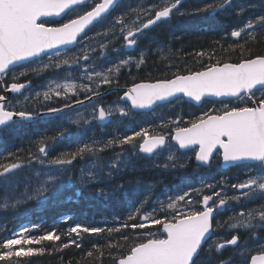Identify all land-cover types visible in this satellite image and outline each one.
<instances>
[{"label":"snow or ice","instance_id":"1","mask_svg":"<svg viewBox=\"0 0 264 264\" xmlns=\"http://www.w3.org/2000/svg\"><path fill=\"white\" fill-rule=\"evenodd\" d=\"M232 2L233 0H220L219 3L207 4L188 13L180 12L179 6L183 0H168L163 5L154 3L144 9L147 13L146 22H134L135 26L130 27L126 22L128 12H122L112 20L108 19L115 12L117 0H98V2L97 0H0V87H4L5 92L22 95V90H25L31 81L18 82L20 77H27L29 73L38 75L48 70L62 69L67 73L64 82L50 81L47 90L42 93L45 100L50 99L52 95L57 97L61 95L67 97L69 93L76 95L78 87L92 93L93 96H100L101 86L114 83L109 74L119 73L122 67L130 65L133 62L131 55L113 62L112 67L102 72L97 71L95 65L90 67L88 63H80V61L89 62L96 59L90 54L96 51L90 43L82 45V55L75 58L60 59L59 51L53 56L48 54L49 50L84 40L91 41L93 37H89L86 30H91V27L97 24H104L106 20L109 26L102 33L97 32L96 36L114 33L119 26L124 41L122 47L133 49L138 47V41L145 35L146 29L170 20L174 10L180 15H196L200 12L223 10L225 7H230ZM247 7H256V5L249 4ZM260 7L261 14L247 19L243 26L234 28L230 33L236 41L229 44L228 48L231 51L240 49L242 57L237 62L217 61L205 66L203 70L174 74L171 78L152 82L134 83L121 96L123 105L117 104L114 107L94 105L91 120L80 116L77 112L79 119L71 123L80 125L83 121V124L90 125L92 120L106 121L116 113H119L120 118H127L132 115L133 110H151L161 103H171L181 95L196 102H201L209 96L237 99L246 97L247 104L230 106V101H221L222 110L206 111L189 121L186 127L179 126V120L173 121L175 127L170 133L153 136L146 129H141L123 137L108 138L106 141L96 139L91 143L81 141L74 151L62 152L51 159L49 145L46 143L48 138L44 137L39 142L38 153L29 152L27 161L12 152L8 153V157H13L10 161L7 157L0 158V200L4 201L0 207L6 210L27 201H47L58 195L64 187L62 178L67 176L70 183L72 165L78 159L84 160L85 156H93L95 159L80 169V183L91 187L102 184L105 180L111 182L121 171L134 170L133 160L140 153L148 154L150 158L167 152L165 162L155 166L164 169L183 168L185 163L182 159L184 156L182 150L191 149L199 166H210L215 159H219L223 164L244 169L246 179L230 185L238 194L231 197L222 196L223 188H221V191H214L212 195H203L201 200L195 201L192 193L199 194L200 189L190 188L182 194L168 196L166 200H162L159 196H154L151 185L138 183L134 193L142 195L143 198L135 201L139 206L134 208V213L130 211L127 216V221L131 223L125 221L118 227L107 228L76 224L70 228V232L79 235L81 232L107 231L111 234L120 232L121 228L142 230L150 226H159L160 235L151 231L142 233L144 238L139 239L126 255H122L118 259V264H237L231 257L227 260L218 258L227 246L236 247L241 264H264V244H260L249 259L252 249L246 243H241L238 234L232 235L230 239L212 240L215 234L214 213L223 210L229 200L237 203L264 201V54H256L251 48L252 44H264V0H260ZM133 11L138 10H129V12ZM244 11V8H240L237 15ZM65 16L68 17L66 22L58 26H48L47 18ZM241 39L244 41L243 44L239 43ZM107 46L105 43L99 45L101 49ZM112 50L119 54V49L113 47ZM197 55L204 56L205 53L199 52ZM99 56L107 60L103 51ZM144 63V55L141 53L136 61V67L139 68ZM73 67L79 69L82 74L81 79H86L89 83L78 85L73 82L70 79ZM17 68L23 70L17 72ZM4 77H10L12 82L8 83L3 79ZM93 83L96 84L95 89L91 86ZM258 91L262 93L259 97L256 96ZM40 95L41 93H36V97ZM85 98L91 101L92 96ZM6 99L5 95H0V134L16 123L15 118L21 121L34 119L32 111L16 110L14 106L10 109L5 103ZM27 99L29 98L25 97V100ZM76 103L82 104L83 101L77 100ZM71 107L72 105L65 104L62 108H49L47 111L60 113ZM65 134L71 137V133L63 129L57 138L63 139ZM125 145L130 146L131 150L127 157L123 151L106 162L99 156V153L113 146L123 149ZM33 162L39 164L41 168L25 173L23 170L30 169ZM215 186L204 185L209 189ZM89 195L94 199L112 202L117 200L118 195H128V193L125 185L121 183L108 189L96 187L89 192ZM153 198L159 207H152L151 213L143 215L142 222H137L136 217L139 216L143 205ZM181 204L184 207H180ZM197 204L200 207H196ZM160 211L164 212L162 216L155 215ZM228 226L231 229L248 231L251 234L250 239H255L257 242L264 240V236L259 234L264 232V203L246 211L242 209L229 218ZM216 227L219 225L217 224ZM28 232V228H23L20 232L0 237V264H24V258L41 255L45 251L43 247L35 246L45 241L60 240V236L55 231L39 236L27 234ZM122 238L125 241L129 239L126 235ZM72 243L77 247L81 246L74 240ZM68 246V244L63 245L64 248ZM87 255L91 257L93 252L89 251Z\"/></svg>","mask_w":264,"mask_h":264},{"label":"trees","instance_id":"2","mask_svg":"<svg viewBox=\"0 0 264 264\" xmlns=\"http://www.w3.org/2000/svg\"><path fill=\"white\" fill-rule=\"evenodd\" d=\"M149 1L152 2V4L158 3L163 5L168 0ZM129 2L130 1H128V3ZM219 2L220 0H185L179 8L180 12L188 13L193 9L203 8L207 4H216ZM249 4L255 3L248 0H233L231 6L225 7L223 10L218 9L215 12H200L196 15H180L179 12L174 11L171 19L164 22L167 24L163 25V31L160 37L157 35L158 26L151 30L153 34L159 37L158 41L149 39V36H147L143 43L148 53L145 56V65L143 64L141 66L136 79L132 76L127 77L131 72H120L117 81L120 85H129L137 81L167 79L171 78L174 74H186V72L188 73L189 71L201 70L207 66V64H213L217 61L237 62L242 57L240 56V49L236 51L229 50L228 45L236 41V38L231 37L230 33L237 26L245 23L247 19L255 17L262 12L260 6L247 7ZM240 8H244L245 11L237 15ZM170 24H172L173 27ZM177 29L178 32L176 31ZM175 31L177 32L176 35ZM217 41H219V43H216ZM239 43L243 44L244 41L241 39ZM251 48L256 54H264V44H252ZM154 50L157 51L153 52ZM199 52H204L205 55L198 56L197 53ZM245 57H247V53H245ZM130 78H134L135 80L133 79V81H130ZM3 79L7 80L8 83L12 82L10 77H5ZM3 92L4 87H0V94ZM114 98L118 99L119 95L115 94ZM42 102L41 100L40 104ZM184 103L187 105V108H191L189 119L183 118V120H181V124L186 125L189 121L197 117L195 114L201 109V106ZM46 105L47 103L42 106ZM176 113L177 111L173 108L168 112H164V115L176 117ZM24 148L25 147H20V150L23 151ZM215 161H218V159H215ZM189 164L181 169L177 167L165 171L161 169V167H152L146 163L145 167L141 168L140 171L141 177L145 176L146 180L140 183L137 178H134L135 172L131 171L129 173V184L135 188L138 183L152 186L153 183L158 184V180L164 177V175L169 177L175 171L183 172L188 176L190 175L191 166L194 165V157L191 158ZM204 169L207 168L204 167ZM236 169L235 167H229L228 170H213V172H215L220 182L222 178H224L223 181H227V176L232 175L233 177V174H237V172H235ZM204 172L205 170L203 173ZM180 182L171 183L168 189H175L176 185L180 184ZM120 183L121 180L117 181V184ZM155 188H157V185ZM66 194L71 195L73 193L66 192L61 197H64ZM61 197L54 198L51 204H46V213L43 211H34L32 214L19 216L20 219L12 222V224H7L8 226H10V224L15 226L16 228H12L14 231L19 230L18 226L20 227L26 224L29 229L27 234L33 236L44 235L49 231H55V233L60 236L59 241H45L41 245L35 246L43 247L45 251L41 255L24 258V264H117L118 259L122 255H126L128 250L135 243L139 242V239L144 238L142 233L146 232L147 229L133 230L131 228H121L120 232L111 234L107 231L103 233L81 232L79 235L71 233L70 228L76 224L87 227H118L121 223L127 221L129 212L132 211L134 213V208L139 205L134 206L133 203L119 204L118 200H116L111 210L106 213L108 204L104 203L102 199H99V202L94 204L87 202H71L67 204ZM151 206L152 204L150 202L143 205L139 216L136 217L137 222H141L142 213ZM3 212L11 213V210L0 211V213ZM231 216L232 214L228 212L219 213L215 220L223 219L224 221L220 220V222L222 221V225H219V223L217 224L221 228L217 227L219 230H217V228L215 230L224 233V225L225 223L226 225L228 224ZM117 217H119V219H117ZM127 222L131 223V221ZM34 225L37 227H33ZM158 228L159 226H157V229ZM125 235L129 237L127 241L122 238ZM73 240L81 246L77 247L75 243H72ZM64 244H68L69 246L64 248ZM109 245L112 246L110 247ZM89 251L93 252V256L89 257L87 255ZM232 256V254L228 255L227 253H222L218 258L226 259Z\"/></svg>","mask_w":264,"mask_h":264},{"label":"rangeland","instance_id":"3","mask_svg":"<svg viewBox=\"0 0 264 264\" xmlns=\"http://www.w3.org/2000/svg\"><path fill=\"white\" fill-rule=\"evenodd\" d=\"M256 1L260 3V0H256ZM130 2L128 3V1H125L120 6L119 10L121 11V9L123 7H126L127 5H129L128 6L129 9H136L137 7H134L133 3L132 2L130 3ZM146 7L147 6H144V8H142V10L136 11L134 16H132L131 18H129V16L126 17V22L129 23L128 25L130 27L131 26H135L134 22L145 21L147 13L144 11V9ZM78 11H80V9H78ZM117 12H118V10L115 13H113L112 16H110L108 19L109 20L114 19V17L116 15L120 14V13H117ZM70 15H75V13H70ZM49 21L53 22L52 20H49ZM108 26H109L108 20H106L104 22V24H97L95 26L96 29L94 28L95 31L90 33L92 35L88 34L89 37H93V39L90 41V43L95 41V40H97L98 38L100 39L101 36H104V35L96 36V33L97 32H101L102 33L105 30V28L108 27ZM117 28H119V26L116 27V29L114 30V33L113 32H109L108 35L105 36V37H107V40H110V38L111 39H115V37L121 36L120 29H117ZM85 41H87V40H85ZM100 42L104 43L103 39ZM91 44H93L97 48H100L99 45L101 43H98V44L91 43ZM81 50H83V49L81 48ZM79 55H81V53ZM62 57L63 58L71 57V53L70 52L69 53H61L60 59H62ZM137 58H138V56L136 58H133V62H136L138 60ZM109 59L110 60H114V62H118L122 58H117L116 56H110ZM104 60L105 59H102V61H104ZM44 61L46 62L47 59L44 58ZM86 63L90 64L91 62H86ZM83 64H84V62H83ZM103 66L107 70V68L113 66V62H110L107 65H103ZM131 66H133V65H131ZM131 66L130 65L124 66V68L131 67ZM134 67H135L134 70L139 69L136 66H134ZM22 70L23 69L20 68V69H18L16 71L19 72V71H22ZM96 70L103 72V70H101V69H96ZM75 71H76V76L81 78L82 74H81L80 70L75 68V67H73L72 73L75 72ZM46 72L48 74H57L58 73L57 69L45 71V73ZM62 72L67 74L63 70H62ZM110 74H112V73H110ZM38 75L39 76H43V72L38 74ZM52 80H57V81H59L61 83L64 82V79H62V77H59V76L55 77V79L48 80L47 83H44V82H41V81H36V85L38 86L37 89H31V90L29 89V90H27L24 93V95H23L24 99H23V96H18L16 99L12 100L9 103V107L12 108L13 106L14 107L21 106V105H24L25 103H28V106H33V105L36 106V104L33 102V100L34 99L43 98L42 93L47 90V85ZM73 82L78 84V80L77 79L74 80ZM53 87H54V85H53ZM37 92L41 93V95L39 97H36V93ZM261 94L262 93L258 91L256 93V96L259 97ZM25 97H28L29 99L25 100ZM53 97H55V95L51 96V98H53ZM59 98L61 99L62 95ZM242 100H243V102H240V101L230 102V105L231 106H238V105H244V104L248 103L246 97H243ZM173 108L177 111L176 117L181 118V120H183V118L184 119H187V118L189 119V115H191V109L187 108V105H185V103H184V101L182 99H177L175 101H172L171 103H169V106L162 107L161 110L160 109L158 111L155 110V114L151 115V117H156V116H159V115H163L164 112H168L170 109H173ZM210 108H213V109H216V110H222L223 109V104H218L217 102H214V101H212V102L208 101L207 104L204 107H202V109H204V110H208ZM85 110L92 114L93 107H91L89 109H85ZM145 116L149 117L150 115H145ZM66 117H68V116H66ZM67 125H69V124H67ZM67 125H61L60 123H57V119L53 120L52 122H48V123H44V124H40V123L36 122L34 124L33 128H31L27 132H24V136H25L24 143H25V146H27V149H28L26 152H24V149H23V151H21L20 147H22L23 145L21 143H19L20 147L16 146V144L18 142L15 141L13 139V137L7 131H5L0 136V154L2 156H4L7 151H11L13 149L14 153L19 155L22 160L27 161L28 159L26 157H28L29 152H31L33 154H37L38 153V149L34 148V146H32L30 144L32 142H34V141H40L42 138L47 137L48 139L46 140V143L49 145V153H51L52 158H54L56 156H59L63 151H62V149L60 147L61 140L59 138H57V137L59 136V132L61 130H63L65 127H67ZM79 127H80V129L82 131H85V132H89L90 131L87 128H85L83 125H79ZM19 129H20L19 125H16L15 127L12 126L10 129H8V131L16 132ZM80 136L81 135H78L77 138L80 137ZM81 137H83V136H81ZM113 137H115L114 133L109 134V138H113ZM37 146L39 147V144ZM18 150H20V151H18ZM183 152H184V156L182 157V159H183L185 165H188L193 154L191 153V151H189V152L188 151H183ZM167 155H168V153L164 152L160 156L156 157L155 160L157 162H159V163H162L163 161L166 160ZM100 158L103 160L102 157H100ZM150 166H155V165H150ZM83 167H85V166L80 167L78 169V171H74V170L71 171L70 175H71L72 179H71L70 183L68 181L67 176L62 178V183H63L64 187L61 189L60 193H63L64 191L65 192H77V193L79 192V193H81V195L77 199V201H80L82 195L85 194L84 190H86L88 193L91 191L90 187H86V186H84V185H82L80 183V169L83 168ZM214 167L215 168H220L218 161L215 162ZM40 168H41V166L39 164L33 162L32 167L30 169L29 168H25L23 171L25 173L34 172L35 170H39ZM237 170L239 172H237V174L233 175V177L232 176L230 177V179H232L233 181H230V182L229 181H222V182L219 183L215 172H211V173H208V174L205 175L201 171V168L199 166L192 165L191 168H190V172L193 171L192 175L186 176L184 173H182L180 171H175L176 173L173 172V174L171 176H169V177L164 175V177H162V178H160L158 180V184L153 183V185L151 186L152 187V192H153L154 196H159L160 199L166 200L168 196L174 197L176 195L182 194L184 191H188L190 188H196V189H200V192H199L200 196L197 193H192V197H193V199L195 201H198V200H201L202 195L206 194V193L202 192L203 190H208V191L214 192V191H221V188H223V191L221 192V195L222 196L226 195L228 197H231L232 195L238 194V193L236 192L235 189H232L230 187V185L232 183L242 182L244 179H246V176L244 174L245 170L244 169H240V168H237ZM184 178H186V179H184ZM164 182H166V183H164ZM173 182H180V184L176 185V188L173 189V190L172 189H168L169 185L171 183H173ZM110 183L111 182H108L107 180H105L104 183L99 184V187H104V188L108 189L107 186ZM207 184H214L216 186L214 188H212V189H209L207 187H204V185H207ZM112 185L114 187L117 184L114 182ZM156 185H157V188H155ZM181 185H185V187H180ZM125 190L128 193V195H118V198H117L118 203L119 204L120 203H133L134 206L138 205V204L135 203V201H137L138 199H142L143 198L142 195L134 193L135 187H133L132 185L128 184L127 181H125ZM54 198H58V196L56 195V196L50 198V203L53 202ZM92 199L94 201L97 200L96 203L99 202V199H94V198H92ZM115 202H116V200L112 201V202L104 201V203L108 204V206L106 208V212H109L111 210V208L115 204ZM149 202L152 204V206L148 209V211L147 210L144 211L146 213L147 212L151 213L152 207H154V206L155 207H159V205L157 204V202H156V200L154 198L149 200ZM3 203H4V201L0 200V205H2ZM260 203H264V201H258V202H255V203H247L246 201H242L240 203H237L235 201L229 200L228 205L225 207V211L227 209H232L233 213L235 215L239 211H241L242 209L246 211L248 208L257 207ZM46 204L47 203L45 201L31 200V201H27V202H25L23 204H18L15 208H11V207L7 208L6 210H11V213H8V212L0 213V233H1L2 237L5 235L3 231H10L11 234H12V232H14L13 229H9V227H6V224L8 222L12 221L15 218L16 219L20 218L19 216L28 215L34 209H46ZM240 204H243L244 206H241ZM237 205L241 206L242 208L239 207V209H235L234 207L237 206ZM180 207H184V205L181 204ZM4 210H5L4 208L0 207V211H4ZM119 210H120V208H119ZM163 214H164V212L160 211V212H157L155 215L162 216ZM214 222H215L214 223V228L216 229L217 223H219V225L221 223H220V220H218V219H216ZM225 227L227 228L228 226L226 224L224 225V230L226 232V228ZM21 230L22 229H19V230L15 231V232H20ZM152 232L156 233L157 235H160L159 229H154ZM8 235H10V234H8ZM250 235L251 234L248 232L249 240L251 241V246L254 249V247L256 245L255 243H257V241L255 239H250ZM260 241H262V240H259L258 242H260ZM253 249H252L251 253L253 252ZM235 252L236 253L234 254V260L237 262V264H241L240 258H239V256H237V250H235Z\"/></svg>","mask_w":264,"mask_h":264},{"label":"flooded vegetation","instance_id":"4","mask_svg":"<svg viewBox=\"0 0 264 264\" xmlns=\"http://www.w3.org/2000/svg\"><path fill=\"white\" fill-rule=\"evenodd\" d=\"M251 2H254L256 4L257 1L256 0H251ZM164 24H167V23H160V24L156 25V26H158L157 35L159 37L162 35V31H163L162 29H163V25ZM174 24H177V23H174ZM243 24L244 23L240 24L239 26H243ZM170 25H172V24H170ZM239 26H237V27H239ZM172 27H173V25H172ZM153 28L148 29L147 35L149 36V39H152V40L154 39V40L158 41L159 37L156 34H153L152 31H151ZM117 29H119V28H117ZM177 32H178V30H177ZM177 32L175 31V35L177 34ZM104 39H105V41L107 43L109 42L107 44L108 45L107 48H104V50H106V51L109 50L113 45L117 46L118 44H120V45L124 44L123 39H121L120 41H117V42H113L112 40H111V42H110V40L107 41V37H105ZM99 40L102 41V39H99ZM83 44H84L83 42H79L78 45L75 48H78L80 45H83ZM140 44H141V41L138 42V47L135 49V51L137 49H140ZM101 50H103V49L98 48V49H96L95 52H91L90 54H91L92 57L96 58V57H98L99 52ZM155 51H157V50H154L153 52H155ZM80 53L82 55L81 50H77L76 51L77 56H79ZM139 57L140 56H138L137 59H139ZM95 61H96V59H95ZM93 64L95 66H97V62L90 63L89 66L91 67V66H93ZM139 70H140V68L137 69L135 72L129 73L127 75V77L132 76V77H135V79H136V76H138ZM121 72H124V71H121ZM125 73H128V72H125ZM110 75L112 76L113 80L115 81L118 73H112ZM51 76L56 77L54 74H51ZM133 79L134 78H130L129 80L133 81ZM86 83H89V82L86 79H81L80 84H86ZM91 86L93 87V89L96 88V84L95 83H93ZM111 86H119V87L125 88V87H123L121 85H116L115 82H114L111 85H105V87H104V85L101 86L99 90L106 89V88L111 87ZM114 94L107 93V94L101 96L102 98L99 97L101 99L98 100V101H96V99L88 101L85 97L86 96H92V93L85 92V91L81 90L78 87L76 95H72L71 93H69V95L67 97L62 95L61 104L63 106L65 104L72 105L71 108L64 109L66 112L63 111V112L58 113L59 115H61V118H60V120L57 121V123H60L61 125L69 124L64 129H67L68 132L71 133V137L70 138H69V136L67 134H65L64 138L60 139L61 140L60 147H61L63 152L74 151L76 149V147L78 146V143L81 142V141H83L85 143H91L93 139L100 140V135H106V137L101 140V141H106L109 138V134H111V133H114L115 137H123L124 135L131 134L133 131H139L141 129H146V130L149 131V133L154 132V133H159V134H167V133H170L171 130L175 127V124H173L172 122L171 123H166L165 122V120L168 119L167 117H164L162 115H159V116H156V117H151V116L150 117H146L143 114L145 112H141V111H137V115L134 112V115H130L127 118H120L119 117V113H118V114H116L113 117V119L110 122H108L106 124H99L97 122V120H94L93 122L91 121L90 125H85V124H83V121H81L80 125H83L85 128L89 129L90 130L89 132L82 131L80 129L79 125L71 123V121L79 119V117L77 116V112H79L80 116H83V117L91 120V115L92 114L87 112L85 109H89L90 105H92V104L102 105V106H105V107H109V106L114 107L117 104V102H114V101L110 100V98ZM116 94H119V93H116ZM77 100L83 101V103L82 104H77L76 103ZM63 106L59 105V107H55V108H61ZM66 116H68V117H66ZM56 119H57L56 117L50 118V119H47V120H44V121L42 119H38L37 122H42V123L46 122V123H48V122H50L52 120H56ZM177 120H175V121H177ZM33 127H34V125L28 126L27 130L24 131V132L29 131ZM24 132H23V136L22 137L16 136L13 139L15 141H17L18 143H21V144H23L25 146V143H24V139H25ZM78 135H81L83 137L80 136V137L77 138ZM75 138H77V139H75ZM138 140H139V138H138ZM34 148H37V145H35ZM27 150L28 149L25 146L24 152H26ZM121 151L124 152L125 157L129 156L130 152H131L130 146L125 145L123 147V149H121L118 146H113V147L105 150L103 153H99V156L102 157L103 161L106 162V161H109L110 159H112L113 157H115ZM8 153H7L6 157L10 161L11 159H13V157H8ZM158 156H160V155H155V156H152L150 158L148 157L147 158L148 164L149 165L158 164L159 162H157L155 160V158L158 157ZM49 158L50 159L52 158L51 153H49ZM93 159H95V157H93V156H85L84 160H79L78 159L72 165V170L78 171V169L80 167L86 165L89 161H91ZM145 159H146V156L140 153L133 160V163L135 164V169L134 170L129 169V170H125V171H121V172L117 173L115 175V177L112 179L111 183L108 184L107 187L108 188H112L113 187L112 184L114 182L117 184V181H119V180H121V183H123L124 185H125V181H127V183L129 184V179H130L129 172H131V171L135 172L134 178H137L138 181H140V183L143 182L144 180H146L145 176L141 177V172H140L141 168L145 167ZM159 164H163V163H159ZM161 169H163L165 171H169L172 168L164 169V168L161 167ZM95 187H99V185H92L90 188H95ZM72 193L73 194H71V195L66 194L65 198L67 200H69V201L76 202L77 201L76 199H78L80 197L81 193H79V195H77V192H72ZM62 195H64V194L59 193L57 196L61 197ZM45 202H50V200L48 199ZM237 234L240 236L241 243H246V244L250 243L249 236H248V234L245 233V231H238ZM261 243H264V240ZM254 249L257 250L258 246L255 245ZM223 250H225L226 252L229 253L231 251V246H227Z\"/></svg>","mask_w":264,"mask_h":264},{"label":"bare ground","instance_id":"5","mask_svg":"<svg viewBox=\"0 0 264 264\" xmlns=\"http://www.w3.org/2000/svg\"><path fill=\"white\" fill-rule=\"evenodd\" d=\"M248 1H250L251 2V0H248ZM257 7H259L260 6V3L259 2H256V4H255ZM127 17V16H126ZM127 24H129V23H127ZM178 30V29H177ZM176 30V31H177ZM91 31V30H90ZM90 35H92V34H90ZM108 41V40H107ZM106 42V41H105ZM111 42V41H110ZM107 43V42H106ZM109 43V42H108ZM155 43V42H154ZM110 47V46H109ZM137 57V56H136ZM136 57H134V58H136ZM147 61V60H146ZM133 66H131V67H127V68H121V70H120V72L121 71H124V72H135L136 70H134V66H136V62H133V64H132ZM143 65V64H142ZM141 65V66H142ZM145 65V64H144ZM208 65V64H207ZM141 66L139 67V68H141ZM144 67V66H143ZM190 72V71H189ZM187 73V72H186ZM181 74V73H180ZM183 74V73H182ZM57 77V76H56ZM50 79H55V77H53V76H51V74H48L47 72L45 73V72H43V76H39V75H33V74H31V73H29V75L27 76V77H20L19 78V81L18 82H21V83H24V82H26L27 80H30L31 81V83H30V85L25 89V90H29V89H34V88H36V87H38L37 85H36V81H41V82H44V83H47V81L48 80H50ZM157 80V79H156ZM153 81H155V80H153ZM11 83V82H10ZM104 87H105V85H104ZM25 90H22V95L21 94H14V93H12L11 95L12 96H14L15 97V99L18 97V96H23L24 95V93H25ZM23 99H24V96H23ZM212 102V101H211ZM47 103V102H46ZM61 106H63L62 104H60ZM87 106V105H86ZM17 110H28V111H32L33 113H34V119H32V120H30V121H21L19 118L16 120V123L15 124H13V125H11V127L12 126H16V125H19V127H20V129L18 130V131H16V132H10V131H8V129H5L4 130V132L5 131H7L13 138L14 137H16V136H18V137H22L23 136V132L24 131H26L27 130V127L28 126H32V125H34L36 122H37V115H38V113H39V110H38V108H37V106H35V105H33V106H28V103H25L24 105H21V106H16L15 107ZM62 108V107H61ZM161 110V109H160ZM64 112H66L65 110H64ZM155 122V121H154ZM10 127V128H11ZM78 130V129H77ZM89 130V129H88ZM2 134H0V136H1ZM76 139V138H75ZM39 142L40 141H34V142H32L30 145H32V146H35V145H38L39 144ZM23 145V144H22ZM16 146H19L20 147V144L19 143H17L16 144ZM22 147H25L24 145L22 146ZM27 147V146H26ZM37 148H38V146H37ZM8 152H12V153H14V150L12 149L11 151H7L6 153H5V155L4 156H2L1 154H0V158H3V157H6V155H7V153ZM189 152V151H188ZM27 159L29 158V155H28V157H26ZM84 164V163H83ZM190 165V164H189ZM85 166V165H84ZM181 169V168H180ZM237 170V169H236ZM193 172V171H192ZM211 172H213V171H211ZM232 172V171H231ZM234 172V171H233ZM235 172H239L238 170L237 171H235ZM130 173V172H129ZM176 173V172H175ZM183 173V172H182ZM181 174V173H180ZM179 174V175H180ZM218 174V173H217ZM225 174V173H224ZM231 174V173H230ZM229 174V175H230ZM215 175V174H214ZM234 175V174H233ZM125 176V175H124ZM182 176V175H181ZM225 176H227V175H225ZM231 176V175H230ZM120 177V176H119ZM241 179V178H240ZM96 188V187H95ZM94 188H91V191L93 190ZM85 192V194L84 195H82V197H81V199H80V201H76L75 203H80V202H87V203H91V204H94V203H96L97 202V200L96 201H94L91 197H90V195H89V193L86 191V190H84ZM66 192L64 191L62 194H65ZM59 198V197H58ZM62 199L64 200V202L65 203H71V202H74V201H69V200H67L66 198H65V196L64 197H62ZM50 200V199H49ZM77 200V199H76ZM56 201V200H55ZM47 204H51L50 202H46ZM248 203V202H247ZM239 207H241V206H239ZM242 208V207H241ZM249 209V208H248ZM34 211H43V212H45L46 213V209H34V210H32L29 214H32ZM107 213V212H106ZM28 214V215H29ZM46 215V214H45ZM236 215V214H235ZM123 217V216H122ZM219 217V216H218ZM224 217V216H223ZM222 217V218H223ZM221 218V217H220ZM18 219H20V218H15V219H13L12 221H10V222H8V223H11L12 224V222H14V221H17ZM224 219H226V218H224ZM227 219H228V217H227ZM220 220H223V219H220ZM224 221V220H223ZM217 222V221H216ZM222 222V221H221ZM220 222V223H221ZM226 222H227V220H226ZM7 223V224H8ZM215 223V222H214ZM6 224V227H9V229H12L13 227H15V226H13V225H11L10 224V226H8ZM226 224V223H225ZM222 225V224H221ZM224 225V224H223ZM16 228V227H15ZM18 228L19 229H23V228H28V226L25 224V225H23V226H18ZM17 228V229H18ZM217 228V227H216ZM219 228H221V227H219ZM226 228V227H225ZM217 230H219L218 228H217ZM221 230V229H220ZM216 231V230H215ZM225 231V230H224ZM4 232V234L6 235L7 233H10V231H3ZM247 236V235H246ZM0 237H2V235H1V233H0ZM236 250V249H235ZM228 253V252H227ZM228 255H230V254H228ZM233 255V254H232ZM225 256V255H224ZM228 257V256H227ZM224 258V257H223ZM225 259V258H224Z\"/></svg>","mask_w":264,"mask_h":264},{"label":"water","instance_id":"6","mask_svg":"<svg viewBox=\"0 0 264 264\" xmlns=\"http://www.w3.org/2000/svg\"><path fill=\"white\" fill-rule=\"evenodd\" d=\"M121 0H117V4H118V2H120ZM51 19H55V20H57V21H59V20H61L62 18L61 17H50ZM48 26H58V25H48ZM154 26V25H153ZM152 27V26H151ZM76 45V43H74V44H70V45H66V46H59V48L58 49H62V48H67V47H74ZM58 49H53V50H49V53L50 52H54V51H56V50H58ZM147 82H152V81H147ZM138 83H140V82H138ZM132 86V85H131ZM131 86H129V88L131 87ZM128 89V88H127ZM116 90H118V89H116ZM7 93V95L8 96H10L12 93L11 92H6ZM104 93V92H103ZM182 96V95H181ZM205 98H212V99H217V97H211V96H209V97H205ZM227 98H229V97H221V98H218V99H227ZM185 99L187 100V101H190V102H192V103H194V104H198V103H200V102H196V101H193V100H191V99H189V98H187V97H185ZM6 101H7V99H6ZM6 101H5V103H6ZM155 107V106H154ZM138 111H142V110H138ZM143 111H149V110H143ZM49 114V113H48ZM15 119H18V118H15ZM111 119V118H110ZM109 119V120H110ZM109 120H106V121H99V122H101V123H105V122H108ZM148 155V154H147ZM222 166L223 167H230V166H232V165H227V164H223L222 163ZM215 214V213H214Z\"/></svg>","mask_w":264,"mask_h":264}]
</instances>
